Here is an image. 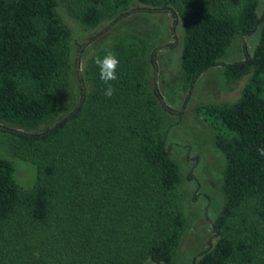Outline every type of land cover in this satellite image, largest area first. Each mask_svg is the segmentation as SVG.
<instances>
[{
  "label": "trees",
  "instance_id": "trees-1",
  "mask_svg": "<svg viewBox=\"0 0 264 264\" xmlns=\"http://www.w3.org/2000/svg\"><path fill=\"white\" fill-rule=\"evenodd\" d=\"M218 2L234 11H216L207 0H78L76 17L95 28L119 13L116 22L136 10L170 13L174 42L166 46L178 44L182 21V69L191 89L221 64L229 83L249 76L234 103L198 107L227 159L226 202L213 224L216 241L190 264H264V156L257 151L264 146V12L260 0ZM139 3L150 7L126 12ZM59 7L60 0H0V120L34 128L59 111L72 37ZM256 34L253 51L244 44L242 59L222 63L235 39ZM137 37L130 42L122 35L105 47L85 77L80 49V99L56 124L35 132L2 128L12 134L13 151L37 166V176L23 190L14 162L0 157V264H177L186 223L174 203L181 174L156 100L173 111L158 87L159 48L150 54L152 92L150 45ZM115 48L116 92L106 98L95 59Z\"/></svg>",
  "mask_w": 264,
  "mask_h": 264
},
{
  "label": "rangeland",
  "instance_id": "rangeland-1",
  "mask_svg": "<svg viewBox=\"0 0 264 264\" xmlns=\"http://www.w3.org/2000/svg\"><path fill=\"white\" fill-rule=\"evenodd\" d=\"M77 2L78 0H60V15L72 31L71 68L66 74L65 85L61 90L62 105L46 123L34 128L0 120V157L9 158L14 162L18 183L23 190L30 189L36 181L37 166L13 151L12 134L3 131L2 128L35 132L53 126L79 102L80 86L76 61L80 49L83 51L80 72L85 77L87 65L92 57L105 47H111L122 35L130 42L134 37L138 41L137 35L145 38L150 45L147 67L149 88L153 92L154 72L150 65V54L158 47V87L167 107L173 111L166 110L156 98L158 110L163 115L162 133L172 146V154L181 174L174 203L182 211L186 223L176 249V263L190 264L195 256L216 241L213 224L226 202L223 183L227 159L216 144L215 130L198 116V107L205 104L234 103L239 99L249 76L229 83L221 64L202 74L191 89L182 69L185 36L182 21L177 30L178 44L174 48H168L166 44L174 42L172 36L174 19L170 13L136 10L116 22L115 18L120 15L119 13L116 17L106 19L99 26L92 28L82 24L76 17ZM207 4L216 11H234L227 2L221 4L218 0H207ZM138 7L148 9L150 6L133 4L126 12ZM259 12H264V0H260ZM101 31H105L103 35L88 42ZM125 40L123 41L128 45ZM258 40L259 34L246 38L239 36L221 59L222 63L242 59L243 45L248 44L249 49L253 51ZM115 53L119 54L120 48H115ZM86 83L91 89L89 80ZM31 242H35V237L30 240ZM144 264L156 263L148 260Z\"/></svg>",
  "mask_w": 264,
  "mask_h": 264
},
{
  "label": "clouds",
  "instance_id": "clouds-1",
  "mask_svg": "<svg viewBox=\"0 0 264 264\" xmlns=\"http://www.w3.org/2000/svg\"><path fill=\"white\" fill-rule=\"evenodd\" d=\"M95 64L100 69L101 81L106 85L103 89L104 96L106 98H111L116 92L111 82L118 79L117 69L120 65V59L114 51L107 50L103 57L98 56L95 59ZM257 151L260 156H264V146L260 147Z\"/></svg>",
  "mask_w": 264,
  "mask_h": 264
}]
</instances>
